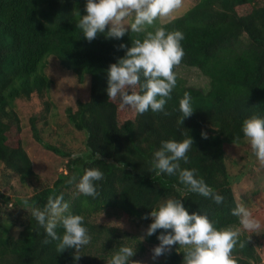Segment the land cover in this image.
<instances>
[{"label":"trees","instance_id":"1","mask_svg":"<svg viewBox=\"0 0 264 264\" xmlns=\"http://www.w3.org/2000/svg\"><path fill=\"white\" fill-rule=\"evenodd\" d=\"M84 2L0 0V178L7 170L22 183L34 184L37 179L19 136L21 127L14 125L19 123L15 106L18 100H29L35 94L40 98L48 95L52 86L44 72L48 59H58L81 83L85 74L91 76L88 100H79L75 108L67 109L73 128L86 137L87 154L73 158L71 151L46 143L38 127L39 119L31 118L35 140L66 158V170L53 185L36 186L26 201L27 205L44 209L50 196L63 193L70 211L84 217L91 241L79 250V259L75 260L76 249L59 252L58 241L48 236L30 213L24 229L16 236L13 222L0 211V264H102L126 240L119 228L98 223V215L122 213L147 228L152 218L145 219V214L170 197L182 200L190 211L207 214L217 228L240 226L231 211L238 202L225 143L245 144L243 120L252 115L264 116V5L256 0H198L181 16L165 23L157 18L144 32L127 33L122 40L131 46L157 26L182 30L185 55L173 71L186 65L197 68L210 80L205 91L187 85L177 76L164 111L154 113L149 109L138 114L121 107L119 98H108L107 68L124 55V50L117 47L121 40L106 39L103 33L91 42L83 37L76 21L84 12ZM136 90L141 91L139 84ZM185 92L191 96L194 112L180 123L183 114L179 100ZM50 108L47 103L46 110ZM202 131L208 133L207 138ZM189 136L193 137L187 153L189 160L181 159L180 167L196 169V175L203 177L213 192L224 196L221 204L211 197L188 192L178 175H157L151 169L153 153L161 140ZM86 168H99L104 173L94 197L78 192L76 184L69 183L73 176L78 180ZM4 201L6 196L0 190V204ZM55 231L62 235L64 229L58 224ZM144 243L155 246L159 241L156 234L147 236L145 232ZM130 246L136 249L132 259L146 251L140 242H131ZM184 254L185 248L174 250L154 264H182ZM231 255L236 264L261 262L247 234L238 235Z\"/></svg>","mask_w":264,"mask_h":264},{"label":"clouds","instance_id":"2","mask_svg":"<svg viewBox=\"0 0 264 264\" xmlns=\"http://www.w3.org/2000/svg\"><path fill=\"white\" fill-rule=\"evenodd\" d=\"M180 4L181 0H85L84 12L79 14L76 21L83 37L91 42L99 33H103L106 39L121 40L117 47L124 50V55L109 64L106 87L108 98H119L121 107H129L138 114L149 109L154 113L164 111L177 83L173 68L185 55L181 43L183 31L157 26L154 31H146L144 38L136 39L131 46L122 38L129 32H144L147 25H153L158 17L169 16ZM133 14L134 20L129 22L128 18ZM141 76L144 77L143 82ZM138 84L141 91L136 90ZM179 110L183 114L178 121L180 123L193 114L188 92L179 100ZM242 131L257 160L264 163V116L245 118ZM201 135L207 138L208 133L202 131ZM192 144V136L183 140H161L160 147L153 153L151 169L156 170L157 175H178L188 192L211 197L221 204L224 196L213 192L205 179L196 175V169L180 167L181 159L185 162L189 160L187 153ZM78 155L74 152L73 158ZM103 178L104 173L99 168H86L78 180L73 176L69 183L74 182L78 192L94 197L98 194L97 182ZM28 211L44 227L48 236L58 241L56 248L59 252L74 248V259H79L77 253L90 243L91 236L83 223L84 217L70 211L63 193L50 196L44 209L28 205ZM231 211L244 229H261V220L243 204H238ZM148 217L152 219L146 234H156L159 241L151 249L153 260L170 252L172 246L178 244L186 246L182 264H236L231 253L237 243L239 228H217L207 214L190 211L182 200L171 197L146 213L144 218ZM58 224L64 229L62 235L55 231ZM158 229L162 231L157 233ZM135 254L134 247L121 244L106 264H142L132 259Z\"/></svg>","mask_w":264,"mask_h":264},{"label":"rangeland","instance_id":"3","mask_svg":"<svg viewBox=\"0 0 264 264\" xmlns=\"http://www.w3.org/2000/svg\"><path fill=\"white\" fill-rule=\"evenodd\" d=\"M256 1L258 4L264 5V0ZM197 2L198 0H181L180 6L173 10L169 16L158 17V20L162 23L168 22L184 14ZM133 19L134 14L128 18V21L132 22ZM44 72L52 80L48 95L45 98H40L35 94L29 100H18L15 106L19 123L14 125L19 124L21 127L19 128V136L22 138L23 146L31 158L37 179L34 180V184L22 183L16 174L7 170L0 178L1 193L6 196V201L0 204V211L7 220L13 222L16 236L22 232L27 224L29 211L26 201L32 196L35 187L53 185L58 177L64 175L66 170V158L57 156L35 140L31 129V118L36 116L39 119L38 127L46 143L63 147L72 153L87 154L86 137L73 128L67 117V109L75 108L79 100H88L91 76L85 74L84 82L81 83L75 74L65 70L59 60L54 57L48 59ZM176 74L189 86L205 91L210 87L209 78L197 68L179 65ZM47 103L51 106L50 110H46ZM9 135L13 134L9 133ZM245 142V144L225 143L227 164L232 175V186L238 204H243L252 212L253 216L260 219L262 227L256 231L246 230L241 225L236 228L240 230L239 235L247 234L256 247L257 254L261 257L260 263L255 262L253 264H264V163L257 160L247 139ZM0 169H2L1 163ZM96 221L119 228L122 232V239L126 240L128 245L131 242L133 245H137V242L144 244L145 253L133 258L142 264H154L166 258L172 251H180L186 248V246L178 244L173 245L170 252L153 260L151 249L154 246L144 243L146 226L141 221L129 219L122 213L113 212L110 214L102 212L96 217ZM102 264H106V262Z\"/></svg>","mask_w":264,"mask_h":264}]
</instances>
